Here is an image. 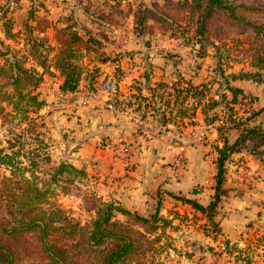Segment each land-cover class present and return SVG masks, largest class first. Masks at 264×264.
<instances>
[{
    "label": "rangeland",
    "instance_id": "rangeland-1",
    "mask_svg": "<svg viewBox=\"0 0 264 264\" xmlns=\"http://www.w3.org/2000/svg\"><path fill=\"white\" fill-rule=\"evenodd\" d=\"M225 1L227 4L237 6L240 16L255 24H264L262 11L252 12L243 9V4L263 7L264 0ZM200 2L198 0H0V37L4 36L3 31L5 29L1 17L6 12L13 22L15 31H26L27 26L35 27V33L40 37L47 38L54 48L60 45V41L68 39L65 34L61 36L60 33H57L58 28H69L66 31L67 33L71 30H78L82 34L85 30H89L92 49L85 52V67L87 64L88 66L92 64L91 60L99 59L98 52L100 51L107 52L106 55H102L106 57L110 55L111 50L117 48L111 54L115 58L119 56V53L126 51L125 49L118 50L121 44L133 50L134 43H136L137 49L150 56L145 61L149 62L153 59V65L158 64L153 68V71L156 72L154 78L157 80L169 81L171 72L173 71L176 75L175 71H179L180 75H183L187 81L193 77L196 79V83H200L201 81L211 80L216 71L219 73L218 66L225 71V74L253 72L254 48H260L263 42L262 36H256L251 28L243 29V25L226 17L224 14L226 10H219L216 6L212 9L214 12L212 18L207 17L208 11L199 6ZM101 15L106 17L101 18ZM65 17L68 20H63L62 23L61 18ZM139 17H145L146 19L144 27L146 30L140 34L137 33L134 26V22H137ZM203 17H206L209 21L208 33L206 34L209 36L208 40L214 42L217 48L211 44L206 45L209 57L200 59L199 52L202 47L200 43L193 40L190 44H185L174 37L172 33L181 31L182 28L180 29V27H183L185 30H189L192 36L197 39L198 20ZM137 28L143 29L139 26ZM260 30L263 31L264 29ZM82 36L85 40L89 39L88 35ZM6 41L14 44L10 39ZM147 41L148 43H146ZM80 46H83V44H80ZM97 49L99 51H96ZM54 54L53 51L50 56ZM123 62L124 66L127 67L128 63H125V60ZM177 63L180 64H178V68L176 67ZM199 64L202 65L201 68H198ZM114 67L115 64L113 63V69ZM146 68L147 66L144 63L141 68L134 69L136 76L133 78L135 81L133 84L142 79L141 74L146 71ZM110 75L115 77L113 72L109 74L103 72L97 79L98 81L96 80L98 86L104 81L103 78ZM63 80L64 77L60 75L59 71L54 67H50L49 71L44 74L43 81L37 90L41 93L40 98L44 99L46 104L39 113L31 112L29 118H34L35 122L39 124L45 121L46 125L35 130L29 124V118H15L12 125H6L7 123L3 125V120L0 118V148L5 153L20 152L16 158L21 166L17 170L19 174H21L24 167L30 168L29 157L34 153L36 160H38L36 174L43 180L50 178L49 173L60 162L66 160L72 162L77 156H81V158L85 156L84 158L91 162L92 172H95L96 168L100 166L99 161L104 160L102 159V150L105 145L103 146L99 140L93 141L87 147L80 149L81 144L85 141L84 138L89 137L88 135L93 137L100 128L99 125L97 127L92 126L91 120L96 116L94 107L97 108V105L92 104L89 107L90 100L88 97L96 94L101 98L102 95L100 96V94L102 93L98 90V87L95 92L89 93L86 80L81 82L77 91L64 93L61 88ZM120 85L121 87L124 86L123 83ZM171 90H173L172 86L168 88L169 92ZM194 95L195 98L188 97L185 102L179 100L174 102V112L178 124L186 121L191 124L195 120L193 117L198 110L202 112L207 110L210 116L212 115L213 99H218V95H212L208 92L203 96ZM200 98H202V101H198ZM90 99H94V102L97 100V98ZM115 103L119 107L123 106V104H120V99H117ZM104 106L109 109L106 103H104ZM5 107L6 111L12 109L7 104H5ZM237 108H239V115L245 118L243 108L240 106H237ZM178 110H181V112ZM114 114L120 115L118 112H114ZM192 114L194 115L192 116ZM98 117L102 119V124L104 122L103 116L100 117L99 114ZM10 128H13V130ZM38 130L41 132L40 137ZM143 130V127H136V130L131 133L136 134L137 132V134L142 135ZM21 133L22 139L20 140L16 137V134L20 135ZM38 138L43 139V143H40ZM10 140H13L15 144L12 149L9 147ZM117 140L113 141L111 138L107 145L109 143L113 145V143L118 142ZM125 141L132 142V140ZM77 148L79 150L75 151ZM115 151L119 162L121 161L124 164L113 163L114 165H112V162L106 163L104 161L102 166L104 164L103 169L106 167L110 169L118 168L117 171L119 170L123 176H127L122 184L113 181L110 186L106 184L105 187L100 183L97 175L90 176L89 173L88 176L81 177L71 175L72 182L67 181V177H65L58 182L59 184H53V194L47 206H60L66 211V215L74 218L82 226L88 224L96 216V211L92 207L95 197L103 203L113 202L135 215L146 216L150 219V222H156L153 218L155 214L158 218L163 217L166 219L157 221L156 225L147 228L134 218L115 211V221L139 230L151 241L150 249L141 259L133 261L132 264H262V259L255 254L251 255L247 251L248 248H238L221 236L220 208L222 200L227 195L222 196L217 211H214L213 219L187 203L171 199L167 203L168 199L162 196H156L145 211L133 209L126 202L123 203L120 199L121 195L115 189L132 184L131 179L135 176L133 174L134 166L131 163L130 153L125 154L122 151ZM37 154H40V156L37 157ZM207 156L214 158L215 153L209 151ZM92 162L94 163L92 164ZM186 166L187 152L186 161L182 166L176 165L175 162L172 164L173 169L176 171ZM24 171L27 175H30L29 171ZM105 172H109L108 176L110 177H117V175H110V171L105 170ZM0 174L10 175V169L7 166H0ZM65 186H68L69 189H65ZM184 204L190 209L191 207L194 208L195 212H199L200 215H197L193 210L185 209V207L179 209ZM156 206H159L158 212L155 209ZM164 207H168L170 210L167 215L162 214V208ZM204 235L207 236V239L203 237ZM252 245L257 246L256 241H253ZM252 245L250 244L249 247L252 248Z\"/></svg>",
    "mask_w": 264,
    "mask_h": 264
},
{
    "label": "trees",
    "instance_id": "trees-1",
    "mask_svg": "<svg viewBox=\"0 0 264 264\" xmlns=\"http://www.w3.org/2000/svg\"><path fill=\"white\" fill-rule=\"evenodd\" d=\"M198 1H201L199 6L208 11L207 17L212 18L214 13L212 9L216 6L219 10H226L224 13L226 17L243 25V29L251 28L256 36H262L260 48H254L253 72L225 74L218 66L219 73L216 71L211 80L196 83L193 77L187 81L179 71H175L176 75L172 71L173 75H170L169 81L159 79L145 85V78L153 77L154 65L153 59L145 61L150 56L141 50L128 49L115 58L112 57V53L109 55L111 57H103L102 55H106L107 52L100 51L99 59L91 60L92 64L85 67V52L92 49L89 30H85L84 34L78 30L67 33L69 28L57 27V33L61 36L65 34L68 39L59 40L60 45L54 48L47 38L35 33V27L27 26L26 31H15L12 20L4 12L1 17L5 25L4 36L0 37V118L3 125L5 123L12 125L15 118H29L31 112L39 113L44 108L46 102L40 98L41 93L37 90L50 67L56 68L64 77L61 85L64 93L77 91L84 80L87 82L88 92L92 93L97 90L96 80L103 73L102 64L114 63L113 75L122 80L123 60L130 64L133 71L145 63L147 68L141 74L142 79L131 86L126 99L120 104H138L136 110L139 116L144 119L151 118L161 129V133L163 129H169L185 135V126L179 125L176 119L174 102L178 100L185 102L188 97L195 98L194 94L199 96L207 92L217 94L219 98L213 99L212 115L203 110L207 113L206 122L222 121L216 127L218 136L215 138L206 136L202 141L208 148L207 152L215 153L212 158L215 170L209 200L203 204L198 199L169 192L173 198L193 206L213 219L222 196L228 195L232 190L226 186L227 162L232 156L246 151L256 159L264 158L263 122L259 119V115L264 111V30H260L264 29V24H255L240 16L238 7L227 4L225 0ZM243 9L252 12L262 11L264 14V6L243 4ZM102 17L104 15H101ZM65 18H61L62 23L63 20H68ZM145 20V17H139L137 22H134L138 34L145 32ZM208 24L206 17L198 20L197 39L183 27H180L181 31L173 32L172 35L185 44L195 40L202 46L199 52L200 59L209 57L206 45L216 46L206 35ZM136 25L143 29L137 28ZM82 35H88L89 39L85 40ZM9 39L14 44L6 41ZM53 51L55 54L50 56ZM196 57L199 59L197 55ZM178 64L177 68L180 65ZM201 67L199 64L198 68ZM171 86L173 90L169 92L168 88ZM198 101H202V98ZM5 104L12 108L11 111H6ZM237 106L243 108L245 118L239 115ZM194 123L195 120L191 125ZM29 124L37 130L40 126L46 125V122L39 124L30 117ZM38 132L40 137L41 132L39 130ZM191 132H195L194 128ZM16 137L21 140L22 133L16 134ZM38 139L43 143V139ZM9 143V147L14 148V141L10 140ZM19 153H5L0 148V166H7L10 169V175L0 174V264H132L150 249L151 241L142 232L114 220L115 211L134 218L147 228L156 225L157 221L166 219L158 218L155 214L153 218L156 222H150L146 216L135 215L113 202L103 203L95 197L92 207L96 211V216L82 226L74 218L66 215V211L60 206L47 205L53 194V184H59L58 182L65 177L67 181L72 182L71 175L88 176L86 166L79 167L67 160L62 161L49 173L50 178L43 180L36 174L38 160L35 153L29 157L30 168L24 167L21 174L17 172L21 167L16 159ZM39 156L40 154H37V157ZM24 170L29 171L30 175ZM64 188L69 189L68 186ZM155 209L158 212L159 206Z\"/></svg>",
    "mask_w": 264,
    "mask_h": 264
},
{
    "label": "crops",
    "instance_id": "crops-1",
    "mask_svg": "<svg viewBox=\"0 0 264 264\" xmlns=\"http://www.w3.org/2000/svg\"><path fill=\"white\" fill-rule=\"evenodd\" d=\"M136 46V43H134L133 49L138 48ZM129 48L121 44L118 50H128ZM116 49L111 50L110 54L114 53ZM155 66H158V64ZM102 67L103 72L106 74L113 72V63H104ZM155 74L154 71L148 84L157 80L154 78ZM134 76L136 75L132 71L130 75L123 77L124 79L120 82V84H124L122 87L120 85L122 97H127L130 92L129 87L135 82L133 80ZM89 100V107L92 104L97 105V108L94 107L96 116L91 120L92 126L97 127L99 125L100 128L93 137L88 135L89 137L84 138L85 141L81 144L80 149L87 147L93 141L99 140L103 146L105 145L104 149H101L102 159L104 160L99 161L100 166L96 168L95 172H92L91 162L84 158L85 156H82V158L77 156L76 159L72 160L73 164L79 167L85 165L89 175H97L98 180L105 187L106 184L110 186L113 181L122 184L127 176H123L121 171H117L118 168L110 169L106 167L103 169L104 164L102 166V163L105 161L106 163L112 162V165H114L113 163L124 164L121 161L119 162L118 157L115 155V150L118 152L120 150L110 143L107 145V143L111 138L116 141L119 136L125 135L128 141L132 140L134 144L129 156L134 166L133 174L135 176L132 177V184L129 186L126 187L125 185L115 189L121 195V198H118L123 203L126 202L133 209L145 211L156 196L167 198V203L171 200L179 202L169 192L198 199L203 204L208 202L209 195L212 193L211 184L214 179L215 166L212 157L207 156L208 148L204 146L202 141L206 136L210 138L217 137L218 131L216 126L215 128H209L207 135H202V130L208 128V124H210L206 122L205 113L201 110L196 112L193 117L195 119L194 125L188 124L185 118L186 122L182 124L180 122L179 125L185 126V135H181V137L186 143L187 166L176 171L172 167L176 154V140L172 136L160 132L146 139L137 132L136 134L131 133L136 130L137 125L130 118L114 114L111 109L105 108L104 101L97 99L94 102V99L90 98ZM131 113L133 117L139 115L136 109H132ZM99 114L100 117L103 116L104 122L102 124V119L98 117ZM259 119L263 122L262 127L264 130V111L259 115ZM193 128L194 133L191 132ZM222 144L220 143V145ZM78 150L79 148L75 151ZM105 170L110 171V175H117V177L108 176L109 172L106 173ZM104 173L106 174L104 175ZM226 178V186L232 190L222 200L220 208L221 236L238 248H248L247 251L251 255H257L264 264V158L263 160L256 159L246 151L234 154L231 160L227 162ZM184 207L195 212L194 208L190 206V209L185 204L179 209ZM168 213H170L168 207L162 208V214L167 215ZM196 214L200 215L199 212ZM203 237L207 239V236L204 235ZM253 241H256L257 246L252 245ZM250 244L252 248L249 247Z\"/></svg>",
    "mask_w": 264,
    "mask_h": 264
},
{
    "label": "built area",
    "instance_id": "built-area-1",
    "mask_svg": "<svg viewBox=\"0 0 264 264\" xmlns=\"http://www.w3.org/2000/svg\"><path fill=\"white\" fill-rule=\"evenodd\" d=\"M132 68H130V64H127V67L124 66L122 70L123 77L128 76L130 73H132ZM104 81L101 82L98 86V90L102 93V97L100 98L96 94L89 95L88 98H97L99 101H104L106 103V106L111 109L113 112H118V114L130 118L137 127H143L144 130L142 132V135L144 138H150L153 136V134L160 133L161 129L158 127V125L151 119V118H141L138 116H132L131 111L132 109H136L138 107V104H125L121 107L119 105H116V100L120 99V102L124 101L126 97H122L120 93V82L121 80L116 79L113 76H107L103 78ZM138 112V110H137ZM222 121H215L213 123L208 124V128L202 130V135L205 136L209 132V128H215L216 126L220 125ZM168 122L166 123V126H168ZM162 133H167L169 136H172L176 140L175 148H176V157L174 159V162L178 166H182L186 161V143L182 139L181 135L179 133H176L169 129H163ZM125 140H128L126 136L121 135L118 137V142L113 143V146L122 151L125 154H129L132 149L134 148V144L132 142H126Z\"/></svg>",
    "mask_w": 264,
    "mask_h": 264
},
{
    "label": "water",
    "instance_id": "water-1",
    "mask_svg": "<svg viewBox=\"0 0 264 264\" xmlns=\"http://www.w3.org/2000/svg\"><path fill=\"white\" fill-rule=\"evenodd\" d=\"M149 77H147L146 79H145V84L147 85L148 84V82H149ZM263 84H264V80H263Z\"/></svg>",
    "mask_w": 264,
    "mask_h": 264
}]
</instances>
